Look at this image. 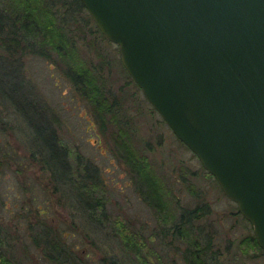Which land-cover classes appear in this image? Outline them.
<instances>
[{
	"label": "rangeland",
	"instance_id": "rangeland-1",
	"mask_svg": "<svg viewBox=\"0 0 264 264\" xmlns=\"http://www.w3.org/2000/svg\"><path fill=\"white\" fill-rule=\"evenodd\" d=\"M49 2L83 56L94 68H105L102 76L110 99L123 103V124L129 125L135 142L145 148L177 200L171 206L173 215L165 222L160 220L113 155V142L106 136L108 132H102L89 104L51 62L30 55L17 68L15 99L7 87L5 93L12 101L0 100V246L6 255L15 264H61L49 255L48 237L59 247L65 244L80 254L76 263L109 264L114 260L138 264L137 255L122 247L117 235L120 222L136 235L133 239L145 244L139 253L152 264H185L181 250L185 244L173 238V226L185 214L192 225L190 236L198 235L208 245L210 264H264L261 252L250 249L246 254L241 247L242 240L254 234L251 223L128 77L118 46L101 35L87 10L72 11L67 0ZM22 93L49 110L45 118L54 131L55 144L73 154L66 160L73 162L78 154L81 165L87 163L90 174L99 175L101 187L96 196H102L105 212L96 209L91 215L88 198L68 177H56L58 168L54 173L43 161L45 156L38 153L37 145L45 146L50 138L37 139V145L31 140L37 129L31 130L21 115ZM38 134L45 135L42 130Z\"/></svg>",
	"mask_w": 264,
	"mask_h": 264
},
{
	"label": "water",
	"instance_id": "water-1",
	"mask_svg": "<svg viewBox=\"0 0 264 264\" xmlns=\"http://www.w3.org/2000/svg\"><path fill=\"white\" fill-rule=\"evenodd\" d=\"M264 251V0H81Z\"/></svg>",
	"mask_w": 264,
	"mask_h": 264
},
{
	"label": "trees",
	"instance_id": "trees-1",
	"mask_svg": "<svg viewBox=\"0 0 264 264\" xmlns=\"http://www.w3.org/2000/svg\"><path fill=\"white\" fill-rule=\"evenodd\" d=\"M67 1L71 4L72 11L87 10L81 0ZM89 16L94 21L91 15ZM98 31L101 33L99 29ZM101 35L107 39L102 33ZM30 55L43 57L69 79L74 91L89 104L102 132L104 134L108 132L106 136L108 135L113 142L111 149L113 155L126 168L141 199L160 220L165 222L168 216L173 215L171 206L177 198L172 193L167 179L155 168L145 148L135 142L129 125L123 124L120 116L123 103L110 99L102 76L105 68H94L83 56L76 39L68 32L49 0H0V100L12 101L5 93L7 87L13 91L12 97L15 99L14 93L19 85L17 81L15 82L17 68L20 67L21 60ZM101 63L107 65L104 59ZM122 67L126 71L123 64ZM127 75L135 83L128 72ZM136 86L139 88L137 84ZM21 100L22 106L19 107L21 115L31 130L36 132L37 129V134L31 133V140L34 144L37 143V139L43 140V136L50 138L46 140L45 146L36 144L38 153L45 156L43 161L51 166L54 173V169L57 171L58 168L59 176L56 173L55 176L68 177V181L78 187L79 193L88 198L87 206L91 215L96 209L105 212L102 196H96L101 187L99 175L90 174L89 165L87 163L81 165L78 154L74 157L75 161L66 160L68 154L70 156L73 154L70 150L68 153L67 148H61L55 144L54 131L49 128L46 119L49 110L43 104L31 100L26 93H22ZM38 130H42L45 135L38 134ZM79 200L83 204L81 196ZM92 200L93 203H91ZM40 213L43 214V212ZM192 214L190 212L189 217ZM184 217H186L185 214L173 226V238L185 244V247L181 249L185 264H210L208 245L201 243L198 235L190 236L192 225L189 219L186 220ZM119 224L121 227L117 235L123 249L137 255L140 261L138 264H152L146 256L142 257L139 253L145 244L141 245L138 240L133 239L136 235L128 230L127 225L120 222ZM163 230L166 231L165 227ZM48 231L49 229L45 233L49 236ZM186 234L189 235V239H186ZM61 237H64L63 234ZM47 239V245L51 251L49 255L52 259L58 260L61 264H81L75 261L76 258L82 256L70 246H64V244L59 247L58 242H52L48 237ZM241 247L246 254L253 249L264 255L255 234L246 236L241 242ZM2 248L0 246V264H15ZM84 264H89V262L84 261ZM109 264L118 263L111 260Z\"/></svg>",
	"mask_w": 264,
	"mask_h": 264
}]
</instances>
